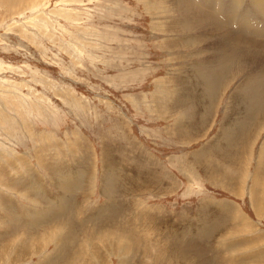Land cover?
Instances as JSON below:
<instances>
[{"label": "rangeland", "instance_id": "1", "mask_svg": "<svg viewBox=\"0 0 264 264\" xmlns=\"http://www.w3.org/2000/svg\"><path fill=\"white\" fill-rule=\"evenodd\" d=\"M175 3L0 0V264H264V124L226 148Z\"/></svg>", "mask_w": 264, "mask_h": 264}, {"label": "bare ground", "instance_id": "2", "mask_svg": "<svg viewBox=\"0 0 264 264\" xmlns=\"http://www.w3.org/2000/svg\"><path fill=\"white\" fill-rule=\"evenodd\" d=\"M175 7L181 21L199 23L198 28L190 25L182 30L205 29L211 34L208 46L215 47V53L202 54V59L211 65L198 66L195 71L208 102L217 100L229 80L235 82L238 76H241L239 81L247 79L232 100L234 110L228 118L236 117L220 136L230 141L226 148L232 149L233 144L240 146L252 131L257 132L264 124V0H176ZM61 189L68 191L66 186ZM71 207V202L62 198L59 215L68 219ZM64 232L68 245L67 241L73 236ZM192 249L197 252L196 256L200 254L198 246H191ZM181 258L185 260L187 254H182Z\"/></svg>", "mask_w": 264, "mask_h": 264}]
</instances>
